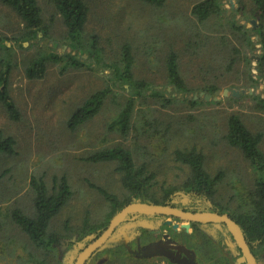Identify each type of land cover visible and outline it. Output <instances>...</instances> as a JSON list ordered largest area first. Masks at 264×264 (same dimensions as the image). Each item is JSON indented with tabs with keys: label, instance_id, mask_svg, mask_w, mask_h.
Segmentation results:
<instances>
[{
	"label": "rangeland",
	"instance_id": "374dc122",
	"mask_svg": "<svg viewBox=\"0 0 264 264\" xmlns=\"http://www.w3.org/2000/svg\"><path fill=\"white\" fill-rule=\"evenodd\" d=\"M36 1L48 34L43 37L39 33L38 38L28 39L23 38L24 25L15 11L0 0V38L11 48L9 52L0 49V61L7 58L12 64L5 86L19 112V119L11 120L0 104V132L13 137L16 142L15 154L0 155V264H64L73 239L74 242L81 241L89 229L96 233L106 228L112 217L109 216L111 208L96 187L114 194L120 201L126 199L127 193L115 170L116 163H87L82 160L88 153L105 147L120 145L129 149L135 164L146 166L155 176L147 200L163 203V188L181 187L188 174L187 167L174 162L173 149L196 143L204 153L205 169L211 176L219 178L210 200L229 210L243 204L238 194L247 195L254 189V176L241 152L227 143L225 119L231 113H238L250 131L261 133L264 152V111L258 109L256 99L240 98L246 92L243 87L227 89L226 97L221 95L226 88L220 87L237 79L240 85L249 83L246 57L254 78L259 74L256 68L262 52L260 45L256 44V36L251 39L252 50L244 49L233 40L241 50L242 59L235 70L224 73V70L215 71L213 66L187 52L191 49H187L188 41L194 40L191 28L195 24L190 11L200 0H166L161 7L140 0H83L88 8L85 31L88 36L97 37L105 61H119L121 47L127 44L133 54L135 78L150 81L155 88L171 93L165 59L167 53L176 51L180 58V73L192 89L188 98L199 96L201 91L198 88L210 81L219 86L220 95L216 102L220 103L202 105L195 110L183 102L184 95L177 93L172 97L180 102L165 109L147 100L136 108L133 121L139 124L158 119V128L169 123L168 131H153L141 138L133 130L122 136L107 129L126 97L121 89L114 90L109 86L107 70H62L61 64H49L42 79L25 76V70L40 55L71 52L66 45V27L53 1ZM232 1L234 8H240L238 0ZM240 2L244 9L237 12L236 23L255 30L262 22L251 0ZM223 3L226 9L230 7V0H223ZM258 83L248 93L264 97V80L260 79ZM107 87L111 93L99 114L74 131L70 130L67 123L72 114L90 94ZM242 90L244 93H240ZM232 91L239 92V101L229 99ZM32 175L43 177L49 189L54 178L64 176L72 192L70 200L50 222L48 231L58 233L60 239L47 254L36 249L10 217L15 209L32 214L33 193L29 188ZM191 193V190L176 189L170 194L176 195L180 203L186 201L182 197L184 194L191 197ZM193 199L201 200L197 195ZM84 219L89 222L86 228ZM172 230L168 229L167 233L177 236L185 247L192 250L198 264H224L227 257L216 253L203 235L196 236L181 228ZM134 239L97 252L87 264H100V260H104L102 264H172L156 255L143 256L144 249H136ZM41 259L45 260L44 263L40 262Z\"/></svg>",
	"mask_w": 264,
	"mask_h": 264
},
{
	"label": "trees",
	"instance_id": "16d2710c",
	"mask_svg": "<svg viewBox=\"0 0 264 264\" xmlns=\"http://www.w3.org/2000/svg\"><path fill=\"white\" fill-rule=\"evenodd\" d=\"M52 1L66 27V45L73 54L70 52L66 54L47 53L40 55L25 70V76L28 79H42L49 64H61L62 70L67 68L90 71L96 69L107 70L109 86L114 90L121 89L126 95L119 113L107 128L109 131L127 136L134 130L135 135L141 138L151 135L153 131L166 133L169 123L164 128H158L160 121L158 119H154V122L146 120L139 124L133 120L136 108L144 105L147 100H152L163 109L169 108L177 102L179 103L178 99L172 97L174 93L184 95L183 102L194 110L202 105L220 103V101L216 102L213 100L205 101L203 96H197L196 99L194 96L187 97L192 89L189 88L180 73V58L176 51L167 53L165 59V72L167 82L172 87L171 93L155 88L150 81L135 78L133 74V54L127 44L121 47L119 61H105L98 46L97 37L95 35L88 36L85 31L88 20V8L85 2L83 0ZM140 1L154 7H161L166 2V0ZM238 1L239 5H241L240 8H234L228 3L230 6L228 9L224 7L223 0H200L193 4L190 13L195 24L191 28L194 40L188 41L187 49L188 47L191 49H188L187 52L193 54L195 59L204 60L206 65L213 66L215 71L224 70V73H230L235 70V67L242 59L240 58L241 50L235 46L233 40L240 43L244 49L252 50L253 42L251 39L256 36V44L260 45L262 52L256 68L259 74L254 78L251 73L249 58L246 57L245 67H247L246 74L248 75L249 83L240 85L239 79L236 81L230 80V82L221 85L220 88L232 90L233 88L242 89L243 87L246 92L240 98L250 97L256 99L258 109L264 111V97L259 94L250 95L248 93L250 88L255 89L257 87L259 84L258 80H264V26L262 25L264 23V0H251L255 12H257L262 22L255 30L247 29L245 26L236 23L235 16L237 12L240 9H244V5L240 0ZM2 2L12 8L22 21L24 25L23 38H38L37 35L39 33L43 37L47 36L48 31L44 27L41 9L36 0H2ZM0 49L5 52L11 50L6 45V41L1 38ZM98 65H100V68ZM11 67L12 64L7 58L1 59L0 104L5 108L9 118L17 121L19 112L5 86ZM110 87L97 90L85 99L83 104L68 120L67 125L70 130L74 131L78 126L99 114L105 99L111 93ZM198 89L204 95L214 96L215 92L219 90V86L217 83L210 81ZM240 98L229 96V99L235 102L239 101ZM225 126L227 143L241 152L254 176V189L247 192V195H241L244 193L238 194L243 204L236 209L234 208V210L232 208L230 210L233 217L251 239L260 240L264 243V152L261 149V133L250 131L238 113L229 114L225 119ZM15 144L13 137L5 136L0 132V155L15 154ZM172 156L175 163L187 167L188 174L181 187H172L168 190L163 188L164 201L172 196L171 192L176 189H183L185 191H196V194H191L193 197L197 195V198L201 199L197 200L198 202L203 201L206 205H209V202H213L210 200V196L215 193L214 188L219 178L217 175L211 176L205 169L204 153L199 146L196 143L183 147L177 146L173 149ZM82 160L87 163H116L115 170L120 175L121 185L127 193L126 199L120 201L114 194L96 187V190L111 208L109 216H114L126 204L136 200L151 204L164 203V201L162 203L160 201L147 200V193L154 183L155 176L151 171L147 170L146 166L135 164L132 152L129 149L120 145L105 147L88 153ZM52 183V187L49 189L43 177L32 175L29 179V188L33 193L32 214L27 215L19 209L12 210L10 213L11 220L26 234L34 247L46 254L53 250L54 244L60 239L58 233L48 231L50 222L67 204L72 195L69 183L64 176L54 178ZM185 196V194L182 196L183 199L188 201L190 197L188 195ZM215 204L219 208L221 207L219 209L220 213L229 210L217 203ZM177 208L183 209L182 207ZM88 225V220L84 219V228L88 227ZM98 233H95L94 229H89L85 237ZM109 259H112V257ZM44 261V259L40 260L42 263Z\"/></svg>",
	"mask_w": 264,
	"mask_h": 264
},
{
	"label": "water",
	"instance_id": "95a60500",
	"mask_svg": "<svg viewBox=\"0 0 264 264\" xmlns=\"http://www.w3.org/2000/svg\"><path fill=\"white\" fill-rule=\"evenodd\" d=\"M230 5L234 6L232 0H230ZM252 23L253 25L255 24L254 22ZM240 93H244V91L242 90ZM249 93H251V91H249ZM219 95L220 91H216L214 96L209 94L204 95L202 92L199 94V96L204 97L205 101H218ZM221 95L222 97L228 96V90L224 89L221 92ZM231 95L238 97L239 92L232 91ZM194 98L196 99L197 96H194ZM143 216H166L177 218L182 221V223L172 225V228L175 231L180 228L188 231L190 228L188 222L224 223L227 227V230L234 238L235 243L242 251V256L238 258V263L247 261L248 264H255V260L249 252L240 227L226 214L218 215L216 213L210 212L192 213L169 205L151 204L141 202L139 200L125 205L110 219L107 227L98 234L88 235L78 242H74V240H72L73 246L66 257L65 264H87L92 256H94L97 252L111 248L113 245L121 242L124 244L130 242L134 237H136V235H138V232L136 231L137 228H154L159 225V222L142 220L141 217ZM127 221L129 222L126 223ZM164 224L169 225L171 222L170 220H167L164 222ZM150 248L143 253V256L156 254L154 250Z\"/></svg>",
	"mask_w": 264,
	"mask_h": 264
},
{
	"label": "flooded vegetation",
	"instance_id": "af4514ba",
	"mask_svg": "<svg viewBox=\"0 0 264 264\" xmlns=\"http://www.w3.org/2000/svg\"><path fill=\"white\" fill-rule=\"evenodd\" d=\"M192 193L196 194V191L193 190ZM193 198L194 197L192 196L188 199V201L186 200L179 203V198L177 199L176 195L170 196V198L164 201L162 205H169L172 207H182L183 208L182 210L189 211L192 213L210 212V213H216L218 215L226 214L240 227L244 240L249 249V252L255 260V264L258 263L264 264V243L261 242L260 240L251 239L244 232L238 221L233 217L230 210H227V212L220 213L219 209L221 207L219 208L215 203L209 202L210 204L206 205L203 201L198 202ZM199 203L200 205L203 204V206L200 207ZM141 219L147 221L159 222V225H157L154 228L139 227L136 229V231L139 233V235L136 236L133 241V244L135 245L136 249L139 250L144 249V251H147L151 247L150 249L154 250V252L156 253L154 255H156L157 258L164 259L167 262H171L172 264H198L195 251H194L195 257L193 258L192 250L185 247L183 242L177 236L167 233L168 229H173L172 228L173 224H177L178 222H180L179 219L174 217H166V216L141 217ZM167 220H170L171 224L169 225L164 224V222ZM128 222L129 221H127L126 223ZM188 223L190 225L189 231H191V234L196 236L198 234L203 235L207 239V242L211 243V245L209 246L215 248L216 253H219V255H223L227 257L224 264H248L247 261H242L238 263V258L242 256V251L235 243L234 238L227 230V227L225 226L224 223H215V222H206V223L188 222ZM129 251L132 252L131 249ZM100 262H101L100 264H102L104 260H100Z\"/></svg>",
	"mask_w": 264,
	"mask_h": 264
}]
</instances>
